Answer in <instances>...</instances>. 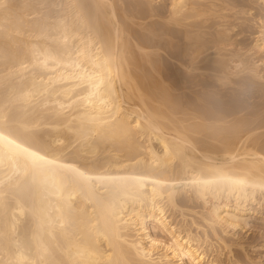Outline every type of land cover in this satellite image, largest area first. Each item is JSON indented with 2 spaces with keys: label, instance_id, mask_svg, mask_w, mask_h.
Listing matches in <instances>:
<instances>
[{
  "label": "bare ground",
  "instance_id": "bare-ground-1",
  "mask_svg": "<svg viewBox=\"0 0 264 264\" xmlns=\"http://www.w3.org/2000/svg\"><path fill=\"white\" fill-rule=\"evenodd\" d=\"M0 264H264V0H0Z\"/></svg>",
  "mask_w": 264,
  "mask_h": 264
},
{
  "label": "rangeland",
  "instance_id": "rangeland-1",
  "mask_svg": "<svg viewBox=\"0 0 264 264\" xmlns=\"http://www.w3.org/2000/svg\"><path fill=\"white\" fill-rule=\"evenodd\" d=\"M248 238L249 240L258 239V237H256L254 234H250Z\"/></svg>",
  "mask_w": 264,
  "mask_h": 264
}]
</instances>
